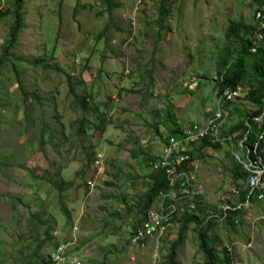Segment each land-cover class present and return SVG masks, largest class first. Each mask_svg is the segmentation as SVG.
Listing matches in <instances>:
<instances>
[{
  "label": "rangeland",
  "instance_id": "obj_1",
  "mask_svg": "<svg viewBox=\"0 0 264 264\" xmlns=\"http://www.w3.org/2000/svg\"><path fill=\"white\" fill-rule=\"evenodd\" d=\"M21 1L24 27L7 53L14 18H0V60L6 54L0 63V264H42L34 257L38 242L45 238L38 255L48 261L67 237L81 264H161L185 216L178 215L161 239H137L138 204L172 129L206 130L220 116L214 81L225 31L232 21L255 25V0H172L164 19L163 0L140 6L141 0H112L119 7L110 16L103 0ZM14 7L15 0H0V13ZM36 58L63 67L74 91L94 97L90 103L99 112L84 113L67 77L34 65ZM126 70L131 74L122 81ZM231 110L226 131L255 108L244 98ZM101 113L109 123L104 133L95 127ZM222 132L221 147L187 145L198 222L188 225L177 264H204L198 229H206L200 224L208 216V237L218 252L231 245L234 264H264V199L241 204L248 186L235 179L234 167L238 155L246 159L244 143L240 132L231 136L240 142L233 144ZM148 156L157 159L152 167ZM58 173L73 182L62 195L50 182ZM240 205L233 226L225 209ZM32 213L47 224L37 230L29 222Z\"/></svg>",
  "mask_w": 264,
  "mask_h": 264
},
{
  "label": "trees",
  "instance_id": "obj_2",
  "mask_svg": "<svg viewBox=\"0 0 264 264\" xmlns=\"http://www.w3.org/2000/svg\"><path fill=\"white\" fill-rule=\"evenodd\" d=\"M171 1L172 0H163V5L160 10V19H164L168 14H170L171 9ZM257 0H255L256 2ZM104 4L106 5V13L110 16L112 12L119 7V4L112 2V0H103ZM255 12V11H254ZM9 15H12L14 18L13 25L11 26L9 38L7 40V44L4 46V51L7 53L9 50L14 47V45L17 43L20 33L24 27V21H23V5L21 0H15V7L13 10H6L4 12L0 13V18L3 19ZM109 30V26L105 27V30ZM103 31V32H104ZM255 35V26L252 24L245 23L243 21H232L227 26L225 31V38L226 42L222 48V53L220 54V57L217 59V77L214 82L217 83V89L220 90V93H222L226 88L232 87L235 88L237 86L243 87L245 90H247V95L245 97V100L247 103L251 104L255 111L251 114H246V117L242 121H238L237 124L234 126H229V130H225L222 132L223 137H231L236 132H240V135L238 136L239 141H243L244 143V151L247 152L250 150V157L253 156V149L256 142H258L259 147L257 148L260 154L263 155L264 159V140H259L260 135L264 132V46H260L257 48L256 52L251 51L253 38ZM6 54L1 58L0 63L5 60ZM34 65H39L45 68V70H50L54 72H58L60 74H63L67 77V81L69 84V93L75 96L76 102L80 109L86 113V114H93L99 112V107L93 108L92 104L90 103V100L92 103L95 102V98L92 97L89 94H84L82 96H79L74 91V83L72 81V77H70L69 74H67L63 67H61L59 64H51L47 63L39 58L34 59L33 62ZM127 71V70H126ZM126 71L124 73H126ZM131 72V71H129ZM127 77V76H126ZM125 74L122 77V81L125 80ZM122 84V83H121ZM28 95L25 94V97ZM99 106V105H97ZM231 104H228V107H230ZM169 120L174 121V115L171 112L167 113ZM57 121L61 123V115L56 114ZM232 116V110L230 108V117ZM263 116L261 120L260 119ZM86 119H84L83 124H85ZM106 123L104 119V114L101 113V115L98 118V122L95 124V127L100 130L101 133H104L106 131ZM84 125L82 128H80V131H84ZM182 129L179 127L176 129H172V134L176 135L181 132ZM233 139V138H232ZM246 139V140H244ZM237 140V137L235 140L233 139V143H240ZM201 148L205 147H213L218 148L222 145L220 142H214L212 138L207 137L201 142H199ZM242 149V148H241ZM157 159H154V157H147V161L149 165L152 167V163L156 161ZM193 161L192 152L189 151V160L185 162L182 166V169H185L187 171L189 170V167ZM96 162V161H95ZM153 163V165H154ZM89 166H85L83 168L82 173H86V170ZM249 172L246 170V168L240 163H236V166L234 167V177L235 179H242L246 180L248 178ZM150 183H149V189L146 192V194L143 196V200L138 204L139 207V214L141 216V219L139 220V225H136L134 227V234L136 236L137 232H139L140 228L142 227L143 223L148 218V211L153 207L155 201L163 196L164 194L170 192L171 190H175L177 193H181V191L186 186H181L180 183H177L174 186H171L168 182V179L166 177V172L163 170H157L154 166V171L150 175ZM52 189L60 192L59 194L62 195L63 191L70 190L73 186V182L65 181L63 178L60 177V174L58 173L56 177L50 181ZM87 188H90L91 183H87ZM250 190L247 189L240 193V202L242 205L247 203L248 199L249 202L254 200V198L258 199V197H254L249 194ZM248 195L250 197L248 198ZM259 200V199H258ZM62 209L68 213L69 217L70 214L67 210V206L64 202L61 203ZM200 207V206H199ZM201 208V207H200ZM241 207H231L228 209H225V220L231 223L233 226L237 223H239L238 220V213L242 210ZM196 208L193 210H186L182 216L184 215V221H182V226L180 227L179 231V237L176 241H174L171 245L169 254L163 259L164 261L161 264H177L176 259V250L178 246L181 244L184 234L187 230V227L191 223H197V215L195 214ZM202 209H200L201 211ZM203 212V210L201 211ZM178 216H175L173 218V221H175V218ZM237 217V218H236ZM204 222L200 225L204 224L206 229H198L199 230V246L201 251L204 253L205 256V262L204 264H234L235 260L233 257V253L229 250L228 246H225L224 253L218 252L216 250V246L213 243H210V238L208 237L209 227L212 226L211 218L208 216L203 220ZM30 224L35 223L34 226L37 228V230L42 227L44 224H47L44 220V217L40 215L39 213H32L30 215L29 219ZM210 222V223H209ZM209 223V224H208ZM209 226V227H208ZM46 231H48L46 229ZM153 239L152 237L144 238L141 240H148ZM45 238L43 240H40L38 242L37 250L34 252V257L39 260L40 263L45 264H52L50 260H42L39 258L38 253L42 251L45 248ZM57 244V243H56ZM48 258V256H47Z\"/></svg>",
  "mask_w": 264,
  "mask_h": 264
},
{
  "label": "built area",
  "instance_id": "obj_3",
  "mask_svg": "<svg viewBox=\"0 0 264 264\" xmlns=\"http://www.w3.org/2000/svg\"><path fill=\"white\" fill-rule=\"evenodd\" d=\"M142 4L143 0L138 2V6ZM254 22L255 35L251 47L252 52H256L258 47L264 46V0L256 1ZM76 60L79 64L82 61L80 57H77ZM124 74L126 77L131 74V72L127 70ZM246 95L247 90L241 86L226 88L216 102V110L220 111V116L210 122L206 130L195 127L192 131L180 132L168 137L164 153L161 159L155 164V169L166 172V177L171 186L180 183L181 186L186 187L181 193H175L173 189L163 195L160 205L158 207H152L148 211L147 220L136 234L137 239L148 237L161 239L168 228L174 224L173 218L175 216L182 215L186 210L194 211L197 204V200L194 196V177L190 176V172L182 169L183 164L189 160L187 145L201 141L207 137L212 138L215 142H222L221 132L230 118L232 102L242 100ZM228 104H231V106L228 107ZM257 120H261V118ZM259 140H264V132L260 135ZM227 142L233 144V139L228 137ZM258 144L259 143L256 142L254 145L253 156L250 157V150H248L246 152V159L242 160L239 155L238 157L240 163L249 172L247 178V186L250 190L249 194L258 197V199H264V159L263 155L260 154L257 149L259 147ZM241 148L243 150L245 148L244 145L241 146ZM96 166L102 167V160H97ZM90 183L92 185V182ZM250 195H248V198ZM248 202L249 199L247 203ZM239 207H241V205ZM73 243L70 237L59 241L48 253L50 262L52 264H81L80 256L71 252ZM228 248L231 250V245H228Z\"/></svg>",
  "mask_w": 264,
  "mask_h": 264
},
{
  "label": "water",
  "instance_id": "obj_4",
  "mask_svg": "<svg viewBox=\"0 0 264 264\" xmlns=\"http://www.w3.org/2000/svg\"><path fill=\"white\" fill-rule=\"evenodd\" d=\"M263 118V116L261 117V119Z\"/></svg>",
  "mask_w": 264,
  "mask_h": 264
}]
</instances>
